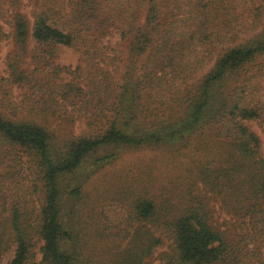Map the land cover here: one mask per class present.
Returning a JSON list of instances; mask_svg holds the SVG:
<instances>
[{"label":"trees","instance_id":"16d2710c","mask_svg":"<svg viewBox=\"0 0 264 264\" xmlns=\"http://www.w3.org/2000/svg\"><path fill=\"white\" fill-rule=\"evenodd\" d=\"M0 21L28 90L0 111V263L264 264V0H0Z\"/></svg>","mask_w":264,"mask_h":264},{"label":"rangeland","instance_id":"374dc122","mask_svg":"<svg viewBox=\"0 0 264 264\" xmlns=\"http://www.w3.org/2000/svg\"><path fill=\"white\" fill-rule=\"evenodd\" d=\"M27 11V8L25 9ZM29 22H31L30 15H27ZM0 26L2 27V31L0 30V111L5 115L12 116L9 108H11L12 104H18L22 98L27 94L28 90L26 86L22 87L18 83H12L9 81V61L17 56L16 46L13 43V39L9 32V26L5 22L0 21ZM4 32L6 36L1 37V33ZM103 44L107 45L111 48L116 49L119 54L124 58L126 57V47L120 41L117 31H113L111 36L105 37L103 39ZM31 48L29 44L28 49ZM57 60L56 62L59 65H65L70 67H75L80 62V55L77 50L74 48L66 47V46H58L57 47ZM20 65L25 68H32L30 52L27 53L20 60ZM120 71V69L118 70ZM118 78V77H117ZM250 128L257 133L261 140V152L264 156V129L257 122H249ZM63 128L70 129L71 127L68 125H63ZM68 127V128H67ZM82 124L79 122H75L72 126L71 130L76 134L82 129ZM152 154L147 152H138L131 155L122 156L117 162H115L114 167H119L121 165L127 166L128 163L134 162L137 158L141 156H151ZM113 168V167H111ZM25 172L16 170L13 177H10L4 186L11 188L14 191L6 189L7 194L12 193V195L20 194V190H24L25 186ZM23 194V193H22ZM105 214L110 219H115L123 215V208L120 205H109L106 206ZM221 218V217H220ZM166 241L159 246L153 257L157 256L159 252H162L166 248ZM13 254V249H11L8 253H6L1 260L0 264H7L11 259ZM37 258L39 259V254H37ZM158 262L155 260V263Z\"/></svg>","mask_w":264,"mask_h":264}]
</instances>
